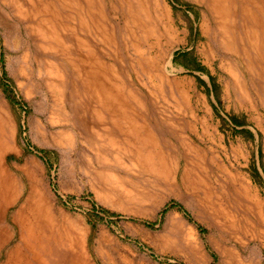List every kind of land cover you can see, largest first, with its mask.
Here are the masks:
<instances>
[{
	"label": "rangeland",
	"instance_id": "1",
	"mask_svg": "<svg viewBox=\"0 0 264 264\" xmlns=\"http://www.w3.org/2000/svg\"><path fill=\"white\" fill-rule=\"evenodd\" d=\"M0 264H264V0H0Z\"/></svg>",
	"mask_w": 264,
	"mask_h": 264
},
{
	"label": "crops",
	"instance_id": "2",
	"mask_svg": "<svg viewBox=\"0 0 264 264\" xmlns=\"http://www.w3.org/2000/svg\"><path fill=\"white\" fill-rule=\"evenodd\" d=\"M33 195H36V192L33 194ZM33 197V196H32ZM45 202L44 199H42V197H33V203H34V209H33V213H31V215H33V219L35 220L34 221V224L36 223L34 229L36 230V226L38 228H41L42 227V221L44 220V224H47L49 226H52L53 224V221H52V215H51V212L49 211V207H47V210H43L42 211V208L41 203ZM36 208V210H35ZM41 208V210H40ZM36 236V240L34 241V244L31 245V246H43L45 244L48 243V239H47V236H45V234L42 236V233H40L39 231L37 232V234L35 235ZM43 237L42 241L39 239L40 237ZM46 238V239H45ZM36 242H38V244H36Z\"/></svg>",
	"mask_w": 264,
	"mask_h": 264
},
{
	"label": "bare ground",
	"instance_id": "3",
	"mask_svg": "<svg viewBox=\"0 0 264 264\" xmlns=\"http://www.w3.org/2000/svg\"><path fill=\"white\" fill-rule=\"evenodd\" d=\"M222 0H219V2H221ZM225 1V0H224ZM227 12V11H226ZM224 15V14H223Z\"/></svg>",
	"mask_w": 264,
	"mask_h": 264
},
{
	"label": "trees",
	"instance_id": "4",
	"mask_svg": "<svg viewBox=\"0 0 264 264\" xmlns=\"http://www.w3.org/2000/svg\"><path fill=\"white\" fill-rule=\"evenodd\" d=\"M236 123V122H235Z\"/></svg>",
	"mask_w": 264,
	"mask_h": 264
}]
</instances>
